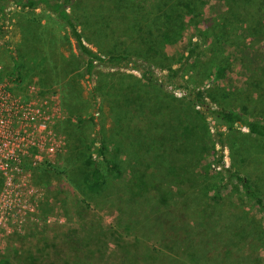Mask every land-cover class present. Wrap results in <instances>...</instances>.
Returning <instances> with one entry per match:
<instances>
[{"label": "rangeland", "instance_id": "374dc122", "mask_svg": "<svg viewBox=\"0 0 264 264\" xmlns=\"http://www.w3.org/2000/svg\"><path fill=\"white\" fill-rule=\"evenodd\" d=\"M101 1L104 2L99 4L101 12L93 9L96 0H79L77 5H74L75 9L89 13L93 19L102 14L103 20L112 25L111 34L102 31L103 36L108 34L107 42H114L117 46H122L124 41L129 43L125 37L133 35V31L129 33L130 30L126 29L125 15L131 17L137 13L141 16L144 9L140 8V0H133L128 4L120 3L122 6L117 4L118 0ZM192 1L193 10L188 11L183 2L179 3L175 9L177 14L182 12V17L177 22L178 25L175 26L174 31H171L170 43L163 44L157 37L158 28L152 20L155 9L150 8L149 18H146V26L150 29L148 30L149 36L151 40H156V43L160 41L162 44L157 46L160 52H157L159 58L155 61V65L156 62L158 65L154 67V72L163 76L174 68H181L176 77L178 84L197 86L208 83L213 88L216 84L218 86L216 96L220 93V99L223 97L221 91L230 93L224 95L220 100L221 103L224 102L228 107H239L247 112V115H251L248 111L256 110V105L249 100V95L256 97V94L251 90L252 87H249L248 83L251 80L248 70H252L250 68L259 63H264V40L257 32L253 31L256 34L250 32V22L253 21L252 26L257 24V19L264 23V16L254 15V12L249 9L239 8L237 10L235 7L232 9L234 12H229L228 0ZM88 23L90 25L91 21L88 20ZM17 28L13 25H5L3 28L7 34L0 38V63L7 61L10 48L20 39ZM200 31L207 34L211 40L217 38L218 35L222 37L223 43L220 51L219 53L207 52L185 61L186 44L190 38L198 39ZM10 41H12L11 45ZM160 55L162 61H159ZM218 61L227 66V75L215 81L213 75H209V67L210 72L214 71ZM99 69L103 73L97 75V81L101 80L104 86L101 87V91L106 92H102L98 100L100 107L95 111L97 112L96 123L86 122L81 128L76 126L77 116L67 110L61 114V117H64L61 121L64 122L61 127L63 130H60V125L57 126V130H60V135L66 137V143L52 159L57 166L65 170L58 175L46 174L50 182L37 186L35 183L38 178L28 173L21 174V181L12 180L14 172L7 161V155L17 144L10 140L12 134L6 130V126L12 120L10 114L12 107L6 98L14 99L23 95L30 97L31 103L35 106L32 112L35 121L33 120L31 127L34 131L40 129L43 133L48 131V125L50 127L56 119V114L59 112L58 99L50 95L52 90L44 91L34 85L26 88L25 85L32 81L29 78L19 83L6 75L0 77V89L7 88L8 91L6 96H2L7 101V105L6 102L0 105V149L2 150L0 155V178H2V184L0 183V260L7 259L9 264H88L87 260L95 254L102 257V264H122L124 250L117 248L115 241L120 238V234L124 235L126 230L118 227L116 223L120 221L119 217L125 218L123 209L126 210L128 207L125 200L130 198L132 191L135 194L138 192L140 194V191L144 192L145 197L141 198L148 200V198L156 197L161 192L160 189H163L165 195L169 194V201L166 204L173 205L175 198L172 194L179 190L178 187L185 191L189 184L186 178L173 177L179 170L185 176H188L193 169L201 171V175L208 177L206 182L219 177L216 171L207 168L206 157L217 154V149H220L221 145L215 140L214 128L203 119V115L191 105L187 97L159 90L155 84L142 79L139 71L130 67L129 64L122 63L113 67L102 65ZM34 79L37 80V78ZM87 80V77H84L80 78L79 82L83 88V96L89 97L93 103ZM131 93L143 97L139 98L136 103V107L142 111L136 114L138 122L136 127L133 122L128 123L133 107L122 102L125 105L123 108L121 103L119 113L121 119L125 117L123 129L126 124L129 125H127L129 131H124L126 135H123L122 129L116 128V119L110 110L112 109L111 101L115 97H122L126 98L125 102L129 103ZM1 101L3 100L0 99ZM143 103H147L144 108L141 107ZM204 107L207 108V105ZM201 111L204 110L201 109ZM91 112H94L92 104L86 106V110L81 113L83 117H87ZM177 115L181 117L178 118ZM185 125L188 130H185ZM65 127L69 131L75 127L78 136L74 139L68 137V132H64ZM146 127L149 128L148 131ZM135 132L138 133L135 134ZM247 132L246 128H241L229 134L235 141V147L231 148L230 142L227 141L224 149L226 159L229 164H234L233 162L236 161L233 158L234 150L244 145L248 149L247 158L245 157V163L237 164L238 170L244 173L250 170L249 163L258 164V171L263 175V141L245 136ZM40 134L43 136L42 133ZM79 134L83 142L78 139ZM95 134H99L104 142L110 143L108 144V155L117 156L124 166L122 176L114 179L112 186L103 190L102 195L83 193L69 178L74 171L76 176H79L78 167L81 161L78 153L85 149V145ZM131 140L136 143L135 147L130 145ZM58 143V140H52L50 149L57 147ZM95 145L97 147L100 143L97 141ZM236 155L239 156L235 154L236 158ZM39 156L41 157L42 154ZM254 159L256 161H252ZM132 173H137V178L133 180V186L129 188ZM10 183L15 187L10 188L8 186ZM26 193H30L31 202L35 201L38 204L39 201V205L40 200L43 204L44 198H47L45 203L50 204L49 210L43 207L44 205L42 207L43 210L46 209L43 215L48 214L49 216L48 222L41 219L38 223H32V220L37 219L41 214L39 205L33 214H31L32 205L29 206L25 202L14 205L15 201L24 197ZM177 199L181 200L182 206L189 205L193 201L186 196ZM21 200L24 201V199ZM233 200L237 201V197ZM236 203L238 205L232 208V211H240V213L245 211L243 216L250 219H253L252 216L260 218L256 207L250 201L246 203L237 201ZM17 210L28 214L27 221L20 230L11 218V212L18 213ZM18 217H21L20 214ZM227 218L232 219V216L228 215ZM196 219H199L198 215ZM194 220V216L189 219V221ZM106 228H112L113 234ZM190 229L186 226L184 234H187ZM250 229L253 228L248 227L246 231L251 232ZM200 231L190 235L192 241L187 243L186 239L184 247H191L202 241L199 248L204 251L202 255L204 264H264V251L259 250L261 243L248 244L249 238L246 234H241V231L236 232L235 238L228 244L223 240L217 241L216 237L220 236V233H216L213 238L209 237L207 232L204 234ZM132 237L133 234H125V238L129 241H132ZM86 241L90 244L87 245ZM146 242L148 248H154L152 252L155 251V256L149 262L148 250L139 246V264H192L186 257L166 250L149 237Z\"/></svg>", "mask_w": 264, "mask_h": 264}, {"label": "trees", "instance_id": "16d2710c", "mask_svg": "<svg viewBox=\"0 0 264 264\" xmlns=\"http://www.w3.org/2000/svg\"><path fill=\"white\" fill-rule=\"evenodd\" d=\"M77 1L79 0H0V38L7 34L3 29L5 25L18 27V34L20 35V39L10 48L7 61L0 63V77L6 75L19 83L29 78L32 81L25 85L26 88L34 85L44 91L52 90L50 95L58 99L59 109L55 121V117L53 118V124L55 125L52 124L50 127L48 125V131L45 133L41 130L31 131L28 135H25V141L21 143V146L11 154L10 163L17 168H14L13 180L18 179L21 181V174L28 173L38 178L35 183L37 186L50 182L46 174L58 175L63 173L65 169L57 166L52 159L66 143V137L60 135L64 123L61 122L64 118L61 117V114H64L67 110L77 116L76 126L81 128L84 127L86 122L96 123L97 112L95 111L100 107L98 100L101 93L106 92L101 91V87H104L101 80L97 81V75L103 73L99 67L102 65L113 67L122 63L129 64L130 67L139 71L142 79L155 84L159 90L187 97L191 105L196 107L203 115V119L214 128L215 140L220 143L221 148L217 149V154L206 157L207 168L218 173L219 177L215 180L206 182L208 177H204L201 175V171L194 169L188 176L183 175L181 170L176 172L174 178H186L189 184L186 186L185 191L178 187L179 190L172 194L175 198L173 205L166 204L169 201V194L165 195L163 189H160L161 192L156 197L148 198V200L141 198L145 197L144 192L140 191V194H138L139 192L135 194L132 191L130 198L125 200L128 204L126 210L123 209L125 218L119 217L118 220L120 221L116 223L118 227L126 230L125 234H133L132 241L125 238V234H120V238L115 241L117 248L124 250L122 264H139V246L148 250L149 262L154 258L155 251L152 252L154 248H148L147 246L146 239L148 237L166 250L186 257L192 264H204L202 262L204 251L199 248L200 244L203 243L202 241L191 247H184L186 239L188 240L187 243H191L192 237L190 235L199 230L204 234L207 232L208 236L213 238H215L216 233H220V236L216 237L217 241L223 240L226 244L233 241L236 232L241 231V234H246L249 238L248 244L261 243L259 250L264 251V173L263 175L259 173L258 164L256 166L250 163L248 164L250 170L244 172L246 175L240 172V169L238 170L237 164L246 162L245 157L247 158L246 154L248 153L246 146L241 145L236 151L234 150L233 158L234 161L236 160L233 162L234 164H229L224 152L227 141L230 142L231 148L235 147V141L229 134L239 131L241 128L247 129L248 132L245 136L262 140L264 150V63H259L250 68L252 70H248L250 71L251 80L248 84L249 87H252L253 93L256 94V97H254L255 95H249V100L256 105V110L248 111L251 115H247V112L239 109V107H228L224 102L221 103L220 100L223 99L224 95L230 93L221 91L223 97L220 99V93L216 96V89L218 88L216 84L214 88L208 83L197 86L178 84L176 77L181 68H174L163 76H159L154 72V67L158 65L157 62L155 65V61L159 58L157 52H160L157 46L162 45L161 42L163 44L171 42V31H174L175 26L178 25L177 22L182 17V12H178V15L175 9L179 3L183 2L188 11L193 10L194 3L192 0H140V8L144 9L141 16L137 13L131 17L125 15L126 29L130 30L129 33L133 31V35L126 36L125 38L129 40V43L124 41L122 46H117L111 41L107 42L106 37L108 34L106 36L102 35V31L109 32V34L112 31V25L103 20L102 14L98 18H91L89 13L75 9L74 4L77 5ZM132 1L118 0L117 4L122 6L120 3L128 4ZM102 3L104 2L96 0L93 9L101 12L99 4ZM13 7L16 9H12ZM151 7L155 9L152 20L158 28L156 35L161 39V42L158 43H156V40H151L150 32H148L150 29L146 26V18H149ZM234 7L237 10L239 8L249 9L254 12V15L264 16V0H228V11L234 12L232 10ZM88 20L91 21L90 25ZM252 23L253 21L250 22V32H257L259 37L264 40V23L258 19L255 26H252ZM151 27L153 28V26ZM198 35V39L190 38L186 44L185 61L207 52L219 53L223 43L222 37L218 35L217 38L211 40L202 31L198 32ZM162 60L160 55L159 61ZM210 74L213 75V80H221L227 75V66L218 61L214 71L210 72L209 67ZM84 77L88 79L93 103L88 96V98L83 96V88L79 80ZM34 78H37V80ZM7 92V88H2L1 95L5 96ZM139 98L143 97L131 93L130 104L127 101L125 102L126 98L122 97H115L111 101L112 109L110 110L115 116L116 128H121L123 135H126L124 131H129V125L126 124L123 129L125 117L121 119L119 113L121 103L133 107L130 112L131 116L128 117L130 120L128 123L133 122L137 127L136 114L142 111V109L139 110L136 107ZM7 100L12 107L10 111L12 123L8 126L9 130L14 136L23 137L24 133L19 132L18 129L30 121L25 114L31 115L30 111L33 107L31 99L23 95L14 99L7 98ZM90 103L94 112L89 113L87 117H83L81 112L86 110V106L91 105ZM123 103L122 107L125 108ZM146 104L143 103L141 107H146ZM205 105H207V108L204 107ZM201 109L204 111H201ZM206 109L207 111H205ZM132 115H134L133 118ZM177 117L180 118L181 115H177ZM58 125H60V130H57ZM148 130L149 128L146 127V131ZM185 130H188L186 125ZM64 132H68V137H73V139L78 136L75 127L70 131L65 127ZM131 133L134 132L131 131ZM137 133L135 132V134ZM80 134L78 139L83 142ZM55 139L59 143L57 147L55 146L50 150L51 142ZM97 141L100 145L96 147L95 143ZM108 144L110 143L104 142L99 134H95L85 145V149L78 153L81 161L78 167L79 176H76L74 171L69 178L83 193L102 195L103 190L112 186L114 179L122 176L123 162L117 156L111 157L108 155ZM130 145L135 147L136 143L131 140ZM44 148H46V151H44ZM39 154H42V156L40 157ZM235 154H239V156L236 155V158ZM136 174L132 173L129 188L133 186V180L137 178ZM253 174L255 175L253 176ZM1 179L0 183L2 184ZM14 187L15 185L10 186V188ZM39 194L41 195L40 192ZM184 196L193 201L189 205L182 206L181 200L177 198H183ZM234 197H237V201H245V203L250 201L256 207L260 218L252 216L253 219H250L243 216V213H246L245 211L242 213L232 211V208L238 205L237 201L233 200ZM21 199H24V201ZM44 199L46 202L47 198ZM21 202L33 206L31 214L35 212L39 205V201L38 204L35 201L31 202L30 193H26L24 197L15 201L14 205L16 206ZM41 202L40 200L39 209L41 214L39 217L37 216V219H33L32 223H38L41 219L45 222L49 221L47 211V215H43L44 210H46H43V207H47L49 210L50 204L45 202L42 204ZM17 212L12 211L11 218L20 230L27 221L28 214H23L18 210ZM18 214L21 217H18ZM197 215L199 219H196ZM228 215H231L232 219H228ZM192 216L195 217V220L189 221ZM28 220L30 221V219ZM186 226L192 230L190 229L187 234H184ZM248 227L253 228L250 229L251 232L246 231ZM106 229L113 230L112 228ZM111 234H113V231ZM85 243L90 244L89 241ZM101 258L94 254L87 262L88 264H102ZM261 260L263 259L261 258ZM9 263L7 259L0 260V264Z\"/></svg>", "mask_w": 264, "mask_h": 264}, {"label": "built area", "instance_id": "2783aa9c", "mask_svg": "<svg viewBox=\"0 0 264 264\" xmlns=\"http://www.w3.org/2000/svg\"><path fill=\"white\" fill-rule=\"evenodd\" d=\"M1 90H2V88L0 89V99H3V101H1L0 102V105H4L5 104V102H6V105H7V98H9V97H7L6 98V100H4V98L2 97V95H1ZM5 96H6V94H5ZM33 105V104H32ZM35 106L33 105V107H32V109H31V115H28V114H25L26 115V117H28L29 119H30V121L27 123V124H25L22 128H19L18 129V131L19 132H21V133H24V136L23 137H16V136H14V134L9 130V125L12 123V120H11V122L6 126V130H7V132L9 133V134H12V136H11V141H14V142H16V146L12 149V151L10 152V153H8V155H7V161H8V163L11 165V163H10V160H11V154H13L14 152H15V149L16 148H18V147H20L21 146V143L23 142V141H25V135H28L31 131H33V132H35L34 131V128L33 127H31V123L33 122V118H34V116L32 115V112H33V108H34ZM35 121V120H34ZM38 125H39V123H38ZM37 125V126H38ZM36 126V127H37ZM35 127V128H36ZM37 129H39V127H37ZM38 131H40V129L38 130ZM42 131V130H41ZM50 149V148H49ZM53 149V147H51V149L50 150H52ZM2 154V150L0 149V155ZM12 166V171H14V168L15 169H17L16 167H14L13 165H11ZM13 175V174H12ZM13 180V179H12ZM8 183H9V181H8ZM9 187L10 186H12L11 185V183L8 185ZM8 187V188H9ZM10 194V193H9ZM19 200V199H18Z\"/></svg>", "mask_w": 264, "mask_h": 264}]
</instances>
